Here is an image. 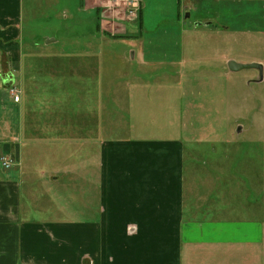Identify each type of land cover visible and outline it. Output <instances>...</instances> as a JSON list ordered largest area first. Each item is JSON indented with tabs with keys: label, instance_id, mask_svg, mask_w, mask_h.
Instances as JSON below:
<instances>
[{
	"label": "rangeland",
	"instance_id": "374dc122",
	"mask_svg": "<svg viewBox=\"0 0 264 264\" xmlns=\"http://www.w3.org/2000/svg\"><path fill=\"white\" fill-rule=\"evenodd\" d=\"M11 2H22L29 48L14 93L24 134L0 175L71 176L76 193L80 174L106 182L119 160L126 176L129 141L187 139L229 154L223 189L264 210V0ZM231 60L263 68L233 72ZM144 86L154 103L139 111L149 117L142 123L133 121L132 98ZM139 124L157 131L132 135Z\"/></svg>",
	"mask_w": 264,
	"mask_h": 264
},
{
	"label": "crops",
	"instance_id": "0c3cea01",
	"mask_svg": "<svg viewBox=\"0 0 264 264\" xmlns=\"http://www.w3.org/2000/svg\"><path fill=\"white\" fill-rule=\"evenodd\" d=\"M11 1L0 0L1 165L24 134L21 96L14 93L29 48L22 2ZM145 88L132 98L133 121L142 123L149 117L139 111L154 103ZM134 126L132 135L157 131ZM149 138L129 141L126 176L119 160L106 182L104 175L80 174L76 193L71 176L0 175V264H264V210L223 189L229 154L187 139Z\"/></svg>",
	"mask_w": 264,
	"mask_h": 264
},
{
	"label": "water",
	"instance_id": "95a60500",
	"mask_svg": "<svg viewBox=\"0 0 264 264\" xmlns=\"http://www.w3.org/2000/svg\"><path fill=\"white\" fill-rule=\"evenodd\" d=\"M51 41V40H50ZM48 41V42H50ZM228 67L233 72H238L244 69H260L262 70V64L252 62V63H239L235 60H231L228 62Z\"/></svg>",
	"mask_w": 264,
	"mask_h": 264
},
{
	"label": "built area",
	"instance_id": "2783aa9c",
	"mask_svg": "<svg viewBox=\"0 0 264 264\" xmlns=\"http://www.w3.org/2000/svg\"><path fill=\"white\" fill-rule=\"evenodd\" d=\"M16 99L18 100V97H16ZM12 160L11 159H4L2 162V165L5 169H10L12 167Z\"/></svg>",
	"mask_w": 264,
	"mask_h": 264
}]
</instances>
